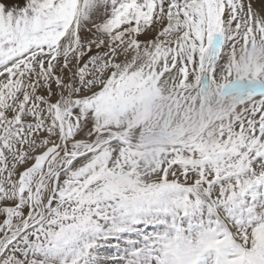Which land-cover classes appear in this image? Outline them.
<instances>
[{
  "label": "snow or ice",
  "instance_id": "obj_1",
  "mask_svg": "<svg viewBox=\"0 0 264 264\" xmlns=\"http://www.w3.org/2000/svg\"><path fill=\"white\" fill-rule=\"evenodd\" d=\"M258 40L264 0H0V264H264ZM213 89L145 161L123 117Z\"/></svg>",
  "mask_w": 264,
  "mask_h": 264
},
{
  "label": "rangeland",
  "instance_id": "obj_2",
  "mask_svg": "<svg viewBox=\"0 0 264 264\" xmlns=\"http://www.w3.org/2000/svg\"><path fill=\"white\" fill-rule=\"evenodd\" d=\"M210 99L211 93L203 100L179 102L170 99L168 94L164 93L140 113L125 115L123 122L132 124V135L140 147L143 158L149 161L154 153L164 150L148 148V145L155 142L157 131L175 137L171 139L170 143H172L181 135L191 136L205 130L208 126L205 123V104Z\"/></svg>",
  "mask_w": 264,
  "mask_h": 264
},
{
  "label": "clouds",
  "instance_id": "obj_3",
  "mask_svg": "<svg viewBox=\"0 0 264 264\" xmlns=\"http://www.w3.org/2000/svg\"><path fill=\"white\" fill-rule=\"evenodd\" d=\"M264 43L257 41V50L253 53L251 47L249 48V53L251 54V63L264 64ZM245 62H249V56L245 55ZM233 104V98L228 96L219 95L214 89L211 90V99L205 104V123L211 127L215 118L223 114L231 105ZM210 110V114H209ZM175 137H170L168 134H161L157 131L155 136V142L148 145L149 149H165L169 146L171 139Z\"/></svg>",
  "mask_w": 264,
  "mask_h": 264
}]
</instances>
